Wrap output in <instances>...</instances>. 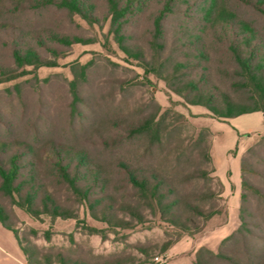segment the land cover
Segmentation results:
<instances>
[{
	"label": "rangeland",
	"instance_id": "1",
	"mask_svg": "<svg viewBox=\"0 0 264 264\" xmlns=\"http://www.w3.org/2000/svg\"><path fill=\"white\" fill-rule=\"evenodd\" d=\"M19 1L22 0H0V22H17L15 26L29 30L33 25L29 15L10 11ZM49 15L56 22L57 18L65 20L60 28L75 31L89 41L75 43L57 57L50 56L55 65L17 69L21 75L0 82V108L10 118L20 117L23 131L26 128L21 125H30L26 122L31 121L43 129L49 127L54 142L88 149L91 158L104 165L107 185L102 188L90 183L93 200L103 198L94 208L96 217L66 184L55 180L47 158L48 142L44 147L40 145V175L76 215L36 218L17 208L15 231L0 222V264H27L19 243L25 238L41 251H62L85 264H250L248 254L256 243L249 244L245 238L248 231L244 229L241 235L239 230L244 217L255 222L263 209L259 189L264 185L258 174L264 170V155L260 159L247 154L253 173H247L250 187L246 191L241 165L247 150L264 131V113L218 117L175 91V81L168 73L163 72L165 79L122 51L109 31V20L93 24L73 15L70 21L68 14L59 10ZM37 18L45 21L41 14ZM12 29L9 25L6 31L0 30V40H9ZM7 52L6 46L5 50L0 47V61L13 68L15 63ZM230 71L233 75L218 85L235 96L250 94L253 89L236 84L240 77L234 68ZM73 80H77L82 98L75 113L71 109ZM22 105L24 109L19 107ZM146 118L159 122V142L151 145L147 138H124L131 124ZM102 136H108L107 143H102ZM261 149L259 144L255 150ZM122 159L135 166L160 169L179 196L201 194V190L210 194L201 203L211 214L206 218L198 216L197 222L191 223L183 205L175 209L171 219L161 217L151 207L142 209L141 218L117 211L120 202L133 199L136 191L127 185L124 171L118 167ZM203 171L210 172V179L197 176ZM109 203L117 215L107 210ZM258 244L264 249L263 243Z\"/></svg>",
	"mask_w": 264,
	"mask_h": 264
},
{
	"label": "trees",
	"instance_id": "2",
	"mask_svg": "<svg viewBox=\"0 0 264 264\" xmlns=\"http://www.w3.org/2000/svg\"><path fill=\"white\" fill-rule=\"evenodd\" d=\"M53 10L67 13L70 21H73V15H80L93 24H102L109 20V31L122 51L153 69L161 77L165 78L163 72L168 73L175 81V91L183 94L188 102L207 107L218 117L229 118L256 111L264 113V0L15 2L10 11L29 15L33 25L29 30H24L15 26L17 22H0V30L6 31L9 25L13 28L8 33L9 40H0V47L3 50L5 46L9 49L7 55L15 63V67L11 68L0 61V82L21 75L17 69L27 65H55V59L50 56L57 57L73 44L89 41L75 31L60 28L59 25L65 20H52L49 13ZM38 14H41L45 21L39 20ZM3 33L6 37V33ZM86 66H83L84 70ZM231 68H234V73L240 77L235 83L251 87L253 91L250 94L235 96L225 92L218 85L219 81L230 74L233 75ZM81 73L85 74L84 71ZM71 84V109L72 113H75L81 97L77 91V80H73ZM16 93L21 94L19 91ZM20 100L24 103L22 96ZM19 107L24 109V105ZM22 121L20 117L10 118L0 108V222L15 231L17 208L36 218L42 215L75 217L74 209L59 200L55 190L50 189L40 175L39 149L40 145L44 147L47 142V149L50 151L47 158L55 180L66 184L70 193L89 210L91 207L93 215L98 217L94 208L103 198L96 197L93 200V196H90L93 185L90 183L100 184L102 188L107 185V171L104 165L91 158L88 149L54 142L52 130L47 126L46 130L29 121L26 123L30 125H21L26 128L23 131L20 128ZM128 130L130 135L124 137L127 139L130 136L147 138L151 145L161 139V127L153 118L133 123ZM25 132L29 137H26ZM259 134L261 135L258 140L242 158L245 191L250 187L247 173H253L248 156L262 159L264 155V131ZM120 136L121 142L123 135ZM107 140L108 136L101 137L103 144L107 143ZM259 144L261 151L255 150L259 148ZM118 167L124 171L122 173L127 185L136 191L133 199L120 202L117 211L120 209L141 218L142 209L151 207L155 213H160L161 217L171 219L175 209L183 205L189 212L187 221L191 223H196L198 216L206 218L211 214L205 212L201 203L210 194L201 190V194L179 196L180 192L167 181L166 174L160 169L149 168L144 164L135 166L128 159H122ZM209 173L203 171L197 176L210 179ZM258 175L264 185V170ZM197 176L194 174V177ZM254 191L258 192L257 189ZM259 193L263 203L261 213L257 214L255 222L244 217L239 230L241 235H244L246 229L247 242L256 243L248 254L250 264H264V249H260L258 244H264V186L260 187ZM107 206V210H113L112 214L117 215L113 205L112 208L110 203ZM186 223L183 221L184 227ZM19 241L27 264H85L84 260L73 259L62 251H41L28 238L24 239L25 242Z\"/></svg>",
	"mask_w": 264,
	"mask_h": 264
},
{
	"label": "crops",
	"instance_id": "3",
	"mask_svg": "<svg viewBox=\"0 0 264 264\" xmlns=\"http://www.w3.org/2000/svg\"><path fill=\"white\" fill-rule=\"evenodd\" d=\"M263 113V112H262Z\"/></svg>",
	"mask_w": 264,
	"mask_h": 264
}]
</instances>
